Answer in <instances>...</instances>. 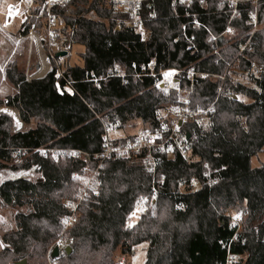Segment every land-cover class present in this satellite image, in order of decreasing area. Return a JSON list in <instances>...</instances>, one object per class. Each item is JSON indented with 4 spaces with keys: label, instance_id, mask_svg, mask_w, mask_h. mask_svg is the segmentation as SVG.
Returning a JSON list of instances; mask_svg holds the SVG:
<instances>
[{
    "label": "trees",
    "instance_id": "trees-1",
    "mask_svg": "<svg viewBox=\"0 0 264 264\" xmlns=\"http://www.w3.org/2000/svg\"><path fill=\"white\" fill-rule=\"evenodd\" d=\"M227 5L225 0H193L188 6L154 0L152 8L142 9L149 30L146 38L126 27L117 29L124 16L97 0H71L54 9L69 48L75 42L84 46L85 63L65 62L58 76L54 61L60 57L53 54L52 69L31 80L16 66L9 67L12 62L6 65L5 77L15 90L1 104L16 110L29 128L15 130L12 118L0 113V169L36 167L41 176L36 181L17 178L0 184L3 203L30 208L16 215L15 229L2 233L7 247L0 250V264L21 259L48 264L49 249L61 232L63 200L75 193L73 174L84 161L62 157L54 162L38 149L95 153L104 125L118 126L121 139L130 130L158 127L169 119L167 109L179 103V96L155 82L162 78L161 71L175 68L181 85L188 86L184 72L190 67L214 74L194 84L191 107L206 106L218 97L212 116L182 125L196 135L189 144L190 160L185 162L178 154L164 159L154 181L132 159L108 161L99 195L82 202L78 220L66 234L71 251H61L53 261L118 264L116 251L127 255L147 242L144 264H222L228 250L238 256V264H264V164L251 166L252 157L264 147V0L257 5L261 27L249 55L262 66L257 76L248 60L238 56L235 40L250 30L247 13L253 5L240 4L232 21ZM194 20L200 25L195 26ZM227 27L235 34L225 32ZM150 62L152 75H133L132 63L139 67ZM116 67L125 77L110 75ZM224 74V79L217 77ZM244 74L252 87L232 78ZM219 85L240 97L218 96ZM18 151L28 156L14 164ZM208 170L211 179L216 178L214 183L203 176ZM190 179L200 181L202 187L191 190ZM153 187L158 191L155 198L137 222L128 225L136 201L151 195ZM238 211L243 213L240 230L233 220Z\"/></svg>",
    "mask_w": 264,
    "mask_h": 264
},
{
    "label": "built area",
    "instance_id": "built-area-1",
    "mask_svg": "<svg viewBox=\"0 0 264 264\" xmlns=\"http://www.w3.org/2000/svg\"><path fill=\"white\" fill-rule=\"evenodd\" d=\"M71 0H10L4 9L3 27L16 26L17 31L21 33L25 29L27 31L22 37H30L35 41L44 43L49 47V56H52L58 51H66L71 53L73 45L80 46L79 42L73 43L69 48L62 33L63 23L54 13L55 8L64 7ZM99 5L104 6L112 13L123 15V19H118L116 28H129L131 31L139 34L142 38H146L149 34L148 28L144 24L142 9L144 7L152 8L154 0H97ZM193 0H172V4H182L188 6ZM203 0H200L202 2ZM228 9L232 16L239 15L240 4L250 3L253 5L247 13L250 30L244 34L238 41V56L249 62L250 71L256 76L262 71V66L249 55L254 52L253 37L256 31L260 28L261 23L258 16L259 0H225ZM194 25L199 26L200 23L194 20ZM225 32H231L229 27ZM42 45V44H41ZM216 52V50H215ZM79 52H75L78 55ZM70 66V64L68 65ZM230 68L231 65L229 64ZM134 70V76L140 77L146 74H153V63L141 65L137 67L135 63L131 64ZM172 76L165 78V73L170 69L161 71L162 78L155 82L156 87L168 92L174 90L179 96V103L172 105L167 109L169 116L168 120L161 121L158 127L154 129L143 128L131 132L128 137L121 139V136L114 134L118 130V126L104 125V131L101 138L100 149L95 153H87L77 149H56V148H39L38 151L42 155H49L54 162H58L60 158H80L84 161V165L79 171L73 174L77 181L75 193L72 197L63 200L64 214L60 218L61 232L59 237L51 245L48 252V264H56L52 257L54 247H58L59 254L65 251L68 246L66 238L67 232L76 223L79 217L80 205L88 198L96 197L100 193L101 177L103 170L110 160L132 159L136 161L141 168L150 173L154 177L159 170L160 164L166 158H171L178 154L185 162L190 160L189 144L192 139L196 138L186 130H183L182 125L194 120H201L213 115L216 111L217 98L206 106L197 105L191 107L190 94L193 91L194 84L200 79L207 76H213L207 72L196 71L193 67L185 70L184 77L188 82V86L181 85V78L178 76L179 70L175 68ZM64 69L58 72V76L62 75ZM110 75L125 77L124 71L120 67H116L110 72ZM93 76V75H92ZM224 79V75H217ZM96 80V79H95ZM218 96L222 93L227 97L238 99L240 94L233 92L231 89L224 91L223 85H219L216 89ZM189 134V138L187 135ZM208 179V183H214L216 178L210 177L209 170L203 174ZM181 188H185L183 183ZM191 190H198L202 187L200 181L190 179L189 185ZM151 195L139 197L136 201L130 216L133 213L140 214L144 211L146 205L151 202L158 192L155 187L152 188ZM138 206L143 208V211H138ZM180 207L178 206L177 209ZM242 211L235 214L233 220L238 223L242 217ZM237 217H239L237 219ZM67 221V223H65ZM124 259H119V264H124ZM239 258L236 254L227 251L225 261L222 264H238Z\"/></svg>",
    "mask_w": 264,
    "mask_h": 264
},
{
    "label": "rangeland",
    "instance_id": "rangeland-1",
    "mask_svg": "<svg viewBox=\"0 0 264 264\" xmlns=\"http://www.w3.org/2000/svg\"><path fill=\"white\" fill-rule=\"evenodd\" d=\"M10 0H0V47L3 48H11L12 50H16L17 54L15 59L12 62V65H10L9 67L13 68V67H17L18 69L20 67H23L24 69L27 68V70H30V72L34 71V69L36 68V66L38 65V59H37V55L34 52V50H31V44L33 43V45L37 44L33 38L28 37V41H24L21 40L22 37L21 34L17 31L16 26H11L8 28H3L2 26V21H3V13H4V9L6 4L9 2ZM230 20L232 21L233 17L232 13H230ZM261 27V26H260ZM5 31H3V30ZM229 29H231V32H227L228 34H235V30L231 27H229ZM7 32V33H6ZM9 32V33H8ZM4 34H6V36H4ZM246 34V33H245ZM244 34L240 35L239 37H237L235 40L241 38ZM21 40V41H20ZM20 41V42H19ZM44 51H45V55H46V59L50 58L49 56V47L47 45H45L44 43H41ZM38 45L40 46V43L38 42ZM80 50L79 46H75L73 45L72 49H71V55H70V61L72 63H79L77 58H75V52H78ZM30 51V52H29ZM29 56V58H28ZM82 63V62H81ZM238 63V62H237ZM54 64L59 68H61L60 70H62L61 67V62L60 61H54ZM63 66L65 65V61L62 64ZM4 67V66H2ZM234 66H231V69ZM5 68L6 66L3 68L4 74H5ZM57 68V69H58ZM233 80H238L241 83H244L247 86H253V83L250 82V79H248V76H246V74L244 75H235L232 77ZM245 101H247L246 98H243ZM2 101H0L1 104ZM13 120V127L15 130H26L29 128L28 125L23 124L21 121L19 122V127H17V122L14 119ZM205 125L206 123H208L207 121H204ZM203 123V124H204ZM134 130H130V132H133ZM114 134L116 135H121L122 131H117L114 132ZM28 154H25L24 152H20L18 151L15 154L14 157V164H20L23 162V159L25 157H27ZM261 164H264V147H263V151H261L259 154H257L256 156L252 157L251 159V166L252 167H257ZM9 173V175L11 177H24L26 179H29L31 181H36L37 179L40 178V173L38 172V169L36 167H31L29 169H18V170H13V169H9V168H2L0 169V181H4L7 179L8 174H4V173ZM30 210L29 206L27 205H17L14 203H3L2 200L0 199V250H2L3 248L7 247V244H5L1 238V235L3 232H8L11 231L13 229L16 228L17 225V220H16V215L18 213H27ZM235 216L233 215V218ZM139 218V214L136 213L135 216L131 215L129 216L128 219V225L132 226L134 225L137 220ZM257 223H259L258 221L254 222V226L257 225ZM242 228V222L241 220L238 221V229L240 230ZM148 247V243L147 242H142L140 244H137L134 248L133 251L130 254L127 255H122L120 254V251H116L115 257L117 262L119 261V259L123 258L124 259V264H144L145 260H146V250ZM119 264V263H118Z\"/></svg>",
    "mask_w": 264,
    "mask_h": 264
},
{
    "label": "crops",
    "instance_id": "crops-1",
    "mask_svg": "<svg viewBox=\"0 0 264 264\" xmlns=\"http://www.w3.org/2000/svg\"><path fill=\"white\" fill-rule=\"evenodd\" d=\"M3 28H8V27H3ZM4 36H6V34H4ZM27 39H28V36L22 38L21 40L28 41ZM36 43L37 44H35V45H33V43L31 44V50H30L31 52H32V50H34V52L37 55V59H38V65L36 66L34 71L30 72V70H27V68H25V69L23 67L19 68V70H22V71L25 72L26 77H27L28 80H31L33 78H41V77L45 76L52 69L51 68V63L49 62V60H47L45 58L46 57V55H45L46 53H45L43 47L41 46V44L39 46L38 42H36ZM79 48H80V50L78 51L79 52L78 55H75V58H77L79 63H72L70 61L71 53H68L66 58H64L65 56L64 57H60V59L58 61H60L62 64L65 61V62H67V65L70 64V66L71 65H76V64L84 65V63H85V58H84V56H85L84 55L85 54V48H84V46L82 44H80ZM17 54H19V53H17V51L14 50V49L12 50L11 48L10 49L9 48L6 49V48H3V47H0V101H5L6 97L8 95L12 94L14 92V90H15L14 87L6 79L4 71H3V68L8 63L13 62V60L15 59ZM28 58H29V56H28ZM48 59H50V58H48ZM62 64H61V67L63 66ZM2 66H4V67H2ZM60 69H61L60 67L57 69V71H56L57 75H58V72L60 71ZM62 69H64V66L62 67ZM169 72H174V69H170ZM67 90L70 93L72 92L69 87H67ZM0 113H5V114L9 115L15 121H18V122L21 121L20 118H19L18 112L16 110L10 108V107H7L4 104H0ZM9 113H11V115ZM117 131H120V130H117ZM130 133L131 132H129V134ZM117 136H121V135H117ZM4 174H8L7 176H9V177H7L6 180L24 178V177H11L9 175V173H6V172ZM6 180H4V181H6ZM4 181H0V184L2 182H4Z\"/></svg>",
    "mask_w": 264,
    "mask_h": 264
},
{
    "label": "water",
    "instance_id": "water-1",
    "mask_svg": "<svg viewBox=\"0 0 264 264\" xmlns=\"http://www.w3.org/2000/svg\"><path fill=\"white\" fill-rule=\"evenodd\" d=\"M66 55H67L66 51H58L55 53V56H57V57H64ZM187 137L189 138V134L187 135ZM65 251L67 253H69L71 251V247L67 246L65 248ZM58 255H59L58 247H54L53 251H52V257H57ZM16 264H28V263H27L26 259H21L20 261H17Z\"/></svg>",
    "mask_w": 264,
    "mask_h": 264
},
{
    "label": "snow or ice",
    "instance_id": "snow-or-ice-1",
    "mask_svg": "<svg viewBox=\"0 0 264 264\" xmlns=\"http://www.w3.org/2000/svg\"><path fill=\"white\" fill-rule=\"evenodd\" d=\"M181 2H183V0H181ZM165 75V78L167 79L168 77H170V76H172L173 75V73L172 72H168V73H165L164 74ZM158 87H159V85H157ZM10 115H11V113H9ZM17 127H19V122H17ZM138 211H143V208L142 207H139L138 206V209H137ZM135 212L133 213V216H135ZM239 217H237V219H238ZM65 223H67V221H65ZM0 246H2V245H0Z\"/></svg>",
    "mask_w": 264,
    "mask_h": 264
}]
</instances>
